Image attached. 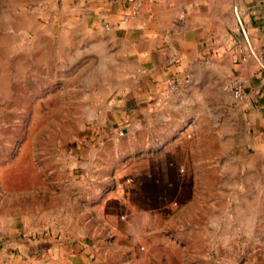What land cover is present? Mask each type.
<instances>
[{
  "label": "rangeland",
  "instance_id": "rangeland-1",
  "mask_svg": "<svg viewBox=\"0 0 264 264\" xmlns=\"http://www.w3.org/2000/svg\"><path fill=\"white\" fill-rule=\"evenodd\" d=\"M86 9L0 0V249L21 264H264V155L202 133L193 204L136 175L144 154L126 131L143 106L107 44L82 31ZM118 162L121 181L106 168ZM135 187L166 199L136 210L123 192Z\"/></svg>",
  "mask_w": 264,
  "mask_h": 264
},
{
  "label": "crops",
  "instance_id": "crops-1",
  "mask_svg": "<svg viewBox=\"0 0 264 264\" xmlns=\"http://www.w3.org/2000/svg\"><path fill=\"white\" fill-rule=\"evenodd\" d=\"M123 2L78 0L90 10L79 24L91 40L107 44L125 90L143 106L142 112L136 108L128 114L126 131L136 139L134 153L144 154L143 170L136 175L174 186L180 202L193 204L198 202L202 162L197 137L202 133L221 129L224 139L249 142L264 155V65L257 60L264 55V0H148L128 20H123ZM103 24L113 28L106 32ZM231 77L243 80L248 92L246 100L235 102L236 109L225 106ZM171 82L179 87L174 94L169 92ZM189 132L194 136L190 141ZM224 147L227 151L230 144ZM133 159V165H140ZM119 163L106 167L116 179L123 175ZM123 192L136 210L141 208L136 200L145 202L142 209L148 211L159 208L154 200L166 199L150 192L151 197L142 187ZM4 228L0 220V232ZM0 264L21 262L8 260L3 248Z\"/></svg>",
  "mask_w": 264,
  "mask_h": 264
},
{
  "label": "built area",
  "instance_id": "built-area-1",
  "mask_svg": "<svg viewBox=\"0 0 264 264\" xmlns=\"http://www.w3.org/2000/svg\"><path fill=\"white\" fill-rule=\"evenodd\" d=\"M111 2H117L119 0H110ZM148 0H124V5L126 6L127 14L123 17V20H128L131 17L137 16L140 14L142 9L147 4ZM153 1V0H149ZM113 27L109 24H106V29L111 30ZM257 60L264 65V55L257 56ZM171 88H175L176 84L174 82L170 83ZM227 90L232 98V100L236 103L242 102L247 99L248 92L246 91L244 81L237 78L231 77L229 78L227 84Z\"/></svg>",
  "mask_w": 264,
  "mask_h": 264
}]
</instances>
